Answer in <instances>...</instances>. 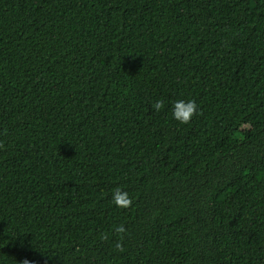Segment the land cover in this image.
<instances>
[{
	"label": "trees",
	"instance_id": "16d2710c",
	"mask_svg": "<svg viewBox=\"0 0 264 264\" xmlns=\"http://www.w3.org/2000/svg\"><path fill=\"white\" fill-rule=\"evenodd\" d=\"M0 264H264V0H0Z\"/></svg>",
	"mask_w": 264,
	"mask_h": 264
},
{
	"label": "clouds",
	"instance_id": "9594fccd",
	"mask_svg": "<svg viewBox=\"0 0 264 264\" xmlns=\"http://www.w3.org/2000/svg\"><path fill=\"white\" fill-rule=\"evenodd\" d=\"M164 106V102L160 99L155 100L152 103V107L154 110L159 111ZM199 112V107L197 102L193 99H180L173 102L172 105V118L178 120L181 124H186L189 120ZM112 201L117 207L127 208L132 204V199L126 191H122L119 187L113 190ZM114 231L118 234L125 233L124 226L117 225L114 228ZM102 239H106L107 237L102 235ZM123 237L121 236V239ZM116 248H120L121 244L119 241L116 243Z\"/></svg>",
	"mask_w": 264,
	"mask_h": 264
}]
</instances>
